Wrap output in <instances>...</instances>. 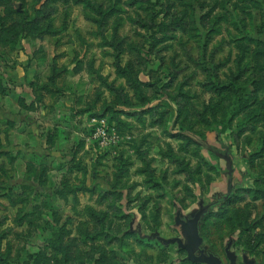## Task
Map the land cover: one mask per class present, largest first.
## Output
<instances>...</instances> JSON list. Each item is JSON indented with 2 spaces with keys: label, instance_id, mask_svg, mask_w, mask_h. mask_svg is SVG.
Masks as SVG:
<instances>
[{
  "label": "rangeland",
  "instance_id": "rangeland-1",
  "mask_svg": "<svg viewBox=\"0 0 264 264\" xmlns=\"http://www.w3.org/2000/svg\"><path fill=\"white\" fill-rule=\"evenodd\" d=\"M200 199L264 264V0H0V264H201Z\"/></svg>",
  "mask_w": 264,
  "mask_h": 264
},
{
  "label": "water",
  "instance_id": "water-1",
  "mask_svg": "<svg viewBox=\"0 0 264 264\" xmlns=\"http://www.w3.org/2000/svg\"><path fill=\"white\" fill-rule=\"evenodd\" d=\"M211 203L203 204V199L198 202V208L191 215H182L177 209L174 216V223L178 225L182 237L174 236L165 238L154 232L150 238L161 242L163 246L177 244L186 252V258L194 263L201 264H222L221 258L213 252L206 250L202 246V237L199 232V222L202 215L209 209ZM232 239H229L224 246V254L228 260V264H236L237 255L231 250ZM243 264H254L255 260L249 258L246 252H242Z\"/></svg>",
  "mask_w": 264,
  "mask_h": 264
},
{
  "label": "flooded vegetation",
  "instance_id": "flooded-vegetation-1",
  "mask_svg": "<svg viewBox=\"0 0 264 264\" xmlns=\"http://www.w3.org/2000/svg\"><path fill=\"white\" fill-rule=\"evenodd\" d=\"M241 256H242V254H241ZM249 257V256H248ZM249 258H251V257H249ZM236 264H237V258H236ZM241 264H243V262H242V257H241ZM254 264H255V262H254Z\"/></svg>",
  "mask_w": 264,
  "mask_h": 264
},
{
  "label": "trees",
  "instance_id": "trees-1",
  "mask_svg": "<svg viewBox=\"0 0 264 264\" xmlns=\"http://www.w3.org/2000/svg\"><path fill=\"white\" fill-rule=\"evenodd\" d=\"M157 90H160V89H157ZM188 138H190V137H188Z\"/></svg>",
  "mask_w": 264,
  "mask_h": 264
},
{
  "label": "built area",
  "instance_id": "built-area-1",
  "mask_svg": "<svg viewBox=\"0 0 264 264\" xmlns=\"http://www.w3.org/2000/svg\"><path fill=\"white\" fill-rule=\"evenodd\" d=\"M104 134V133H103Z\"/></svg>",
  "mask_w": 264,
  "mask_h": 264
}]
</instances>
